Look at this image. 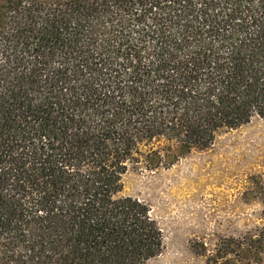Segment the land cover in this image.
<instances>
[{
  "label": "trees",
  "instance_id": "1",
  "mask_svg": "<svg viewBox=\"0 0 264 264\" xmlns=\"http://www.w3.org/2000/svg\"><path fill=\"white\" fill-rule=\"evenodd\" d=\"M0 8V264H146L162 230L123 174L264 118V0ZM205 261L264 264V227Z\"/></svg>",
  "mask_w": 264,
  "mask_h": 264
},
{
  "label": "rangeland",
  "instance_id": "2",
  "mask_svg": "<svg viewBox=\"0 0 264 264\" xmlns=\"http://www.w3.org/2000/svg\"><path fill=\"white\" fill-rule=\"evenodd\" d=\"M259 181L264 118L222 132L209 147L192 149L168 167L131 166L122 177V194L145 202L163 234L161 253L146 264H206L221 238L264 227Z\"/></svg>",
  "mask_w": 264,
  "mask_h": 264
}]
</instances>
